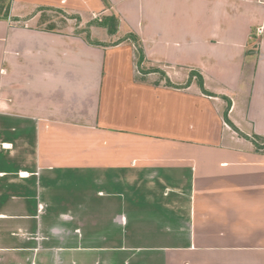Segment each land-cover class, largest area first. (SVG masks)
<instances>
[{"label": "crops", "instance_id": "obj_1", "mask_svg": "<svg viewBox=\"0 0 264 264\" xmlns=\"http://www.w3.org/2000/svg\"><path fill=\"white\" fill-rule=\"evenodd\" d=\"M263 141L264 0H0V264H264Z\"/></svg>", "mask_w": 264, "mask_h": 264}, {"label": "rangeland", "instance_id": "obj_2", "mask_svg": "<svg viewBox=\"0 0 264 264\" xmlns=\"http://www.w3.org/2000/svg\"><path fill=\"white\" fill-rule=\"evenodd\" d=\"M41 13V17L39 19V24H41L44 28H55L62 27L66 20L64 19L65 13H61L60 11L54 10H43ZM98 23V22H96ZM106 28V27H105ZM107 29V28H106ZM264 142V141H263Z\"/></svg>", "mask_w": 264, "mask_h": 264}, {"label": "trees", "instance_id": "obj_3", "mask_svg": "<svg viewBox=\"0 0 264 264\" xmlns=\"http://www.w3.org/2000/svg\"><path fill=\"white\" fill-rule=\"evenodd\" d=\"M99 25L106 27L109 33H114L117 27V19L114 16H108L100 20ZM142 57L140 56V59ZM200 85H202L201 80L199 79Z\"/></svg>", "mask_w": 264, "mask_h": 264}]
</instances>
